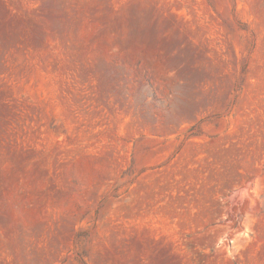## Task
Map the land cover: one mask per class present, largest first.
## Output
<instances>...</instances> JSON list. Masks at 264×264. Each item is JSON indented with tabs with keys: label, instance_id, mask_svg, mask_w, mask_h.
<instances>
[{
	"label": "rangeland",
	"instance_id": "obj_1",
	"mask_svg": "<svg viewBox=\"0 0 264 264\" xmlns=\"http://www.w3.org/2000/svg\"><path fill=\"white\" fill-rule=\"evenodd\" d=\"M0 264H264V0H0Z\"/></svg>",
	"mask_w": 264,
	"mask_h": 264
}]
</instances>
